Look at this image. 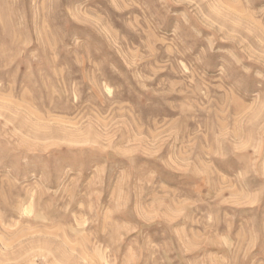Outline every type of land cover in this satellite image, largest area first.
I'll use <instances>...</instances> for the list:
<instances>
[{
  "label": "rangeland",
  "instance_id": "374dc122",
  "mask_svg": "<svg viewBox=\"0 0 264 264\" xmlns=\"http://www.w3.org/2000/svg\"><path fill=\"white\" fill-rule=\"evenodd\" d=\"M0 264H264V0H0Z\"/></svg>",
  "mask_w": 264,
  "mask_h": 264
}]
</instances>
